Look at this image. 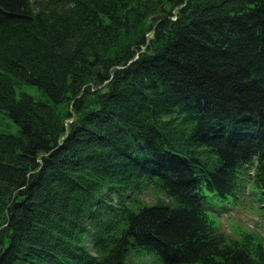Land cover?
<instances>
[{
    "label": "trees",
    "instance_id": "1",
    "mask_svg": "<svg viewBox=\"0 0 264 264\" xmlns=\"http://www.w3.org/2000/svg\"><path fill=\"white\" fill-rule=\"evenodd\" d=\"M0 112V264H264V0H0Z\"/></svg>",
    "mask_w": 264,
    "mask_h": 264
},
{
    "label": "rangeland",
    "instance_id": "2",
    "mask_svg": "<svg viewBox=\"0 0 264 264\" xmlns=\"http://www.w3.org/2000/svg\"><path fill=\"white\" fill-rule=\"evenodd\" d=\"M158 15H151L154 19ZM16 92H25L36 99H44L42 92L32 84L23 83L16 87ZM18 126L3 112H0V132L15 134ZM247 190L238 194L236 198L230 196L223 201H214L213 207L207 212L213 221L215 228L226 235L229 239H241L249 235L251 239L260 243L264 247V218L258 208L254 197L249 193L252 188L247 183ZM142 199L148 203L156 199V194L148 190L141 195ZM153 255L131 254L127 264H158Z\"/></svg>",
    "mask_w": 264,
    "mask_h": 264
}]
</instances>
